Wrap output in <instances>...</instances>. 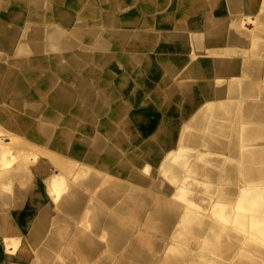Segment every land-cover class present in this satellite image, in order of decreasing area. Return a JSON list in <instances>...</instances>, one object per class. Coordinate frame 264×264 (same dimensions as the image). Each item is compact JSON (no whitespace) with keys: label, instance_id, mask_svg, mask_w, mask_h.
<instances>
[{"label":"bare ground","instance_id":"6f19581e","mask_svg":"<svg viewBox=\"0 0 264 264\" xmlns=\"http://www.w3.org/2000/svg\"><path fill=\"white\" fill-rule=\"evenodd\" d=\"M80 1L0 0V41L20 45L25 66L0 64V264H163L173 239L198 247L170 264H264V0L80 3L93 14L103 5L120 12L122 22L103 13L111 27L74 24L66 4ZM157 2L165 17L150 15L149 27L145 9ZM107 66L161 92L141 110L147 95L125 73L117 81L133 101L122 102L90 84ZM156 170L179 181L191 172L211 195L225 182L224 199L210 201L223 204L219 234L189 214L197 198L169 208L177 189L156 181ZM22 172L38 183L12 195ZM238 216L245 235L228 230ZM207 239L214 245L199 246Z\"/></svg>","mask_w":264,"mask_h":264},{"label":"rangeland","instance_id":"374dc122","mask_svg":"<svg viewBox=\"0 0 264 264\" xmlns=\"http://www.w3.org/2000/svg\"><path fill=\"white\" fill-rule=\"evenodd\" d=\"M257 26H259L258 21L256 22V27ZM250 29L251 28H249V30ZM14 49H15V51H14ZM19 49H20V45L18 47H15V48L12 47L11 48L10 46L5 45V43L3 41H0V56L4 55V54H2L3 51H5V53L8 54V56H10L6 60L1 59V57H0V62L3 61V63H4V64H1V63L0 64L4 65L8 70H10V69L23 70L25 68V66L20 65L19 64V60H17L18 59L17 58V53H18ZM17 112L19 113V110H17ZM201 152L202 153H206L207 155L213 156L212 153H209L208 151H201ZM20 164H21V162H18L17 164L15 163V165H17V166L20 165ZM16 175H17L16 176L17 178L15 179V183H14L13 187L10 190H8V192H10L12 195H14L16 189L25 188L27 185H28L29 188L35 189V186L38 183L37 181H34L32 186L30 187V182L34 178L32 175L29 176V174L25 173V172H22V173L16 174ZM163 175L164 174L161 172V170H156V172L155 171L153 172V177H154V179L156 181H158L159 179H162L163 177H166V176H163ZM1 178H4V177L1 176ZM166 178H167V181L169 180L168 182L171 184V188L175 189V190L177 189L176 191H174V192H176V194L174 196L170 197V199L168 200L169 208H175V207L178 208V207L183 206V204H185L184 203L185 200L188 199L191 196L197 198V200H198L197 205H193V206L188 205V206H186L189 209H191V211L194 212V213L193 212H191V213L189 212V214L190 215H192V214L196 215L197 214L204 221H209V220L213 221V227L215 229L212 231V233H214V235H215V233L219 234V232H218L219 226L226 225V222L220 217V212H222V210H223V204L222 203L221 204L218 203V205L216 204L215 206H213L211 208L210 201H211V197L217 198L218 200H223L224 199V196H222V193H221V191H222L221 189H223V187H225V182H221L220 183V187L217 189L218 191L211 195V194H209L210 190L207 189L206 185L202 182L203 179L200 178V177L199 178H195V175L193 173H191V172L186 174L185 178L182 181H179L178 179H176V178H174V177H172L171 175H168V174H167ZM180 187H182V188H180ZM180 189L182 191L180 193L178 192L179 194H177V191H180ZM187 190H191L192 193H186ZM193 190H197V191L199 190V191H198V193H193ZM0 191H1V189H0ZM176 195H178V196H176ZM162 197L166 198L168 196H162ZM162 197L159 196V199L161 200ZM174 197L177 198V199H175ZM179 197L182 200H179L178 199ZM159 199H157V200H159ZM57 205L58 204L53 205V207H52V208H54L53 211L56 214L59 213V211L57 210ZM241 206H242V204H239V207H241ZM240 213L241 214H238V215L241 218H243L244 213L242 211ZM239 216L236 217L232 223L230 222V227H229L228 230H230V232L236 231L237 233L245 235L246 231H245V229H243L240 226L242 220L240 221L241 218H239ZM90 217H91V213L86 218V221H89ZM87 224H89V223L87 222ZM185 224H186V221H185ZM84 229L87 231L88 228L86 227ZM182 234L184 235V233H182ZM155 235H153V236H155ZM211 236H212V234L210 233V237ZM185 237L186 236L184 235V238ZM253 237L250 240H251V244L255 245L257 243V238L255 236H253ZM22 238L19 237V239H16V240L13 241V246H14L13 248H14L15 252L19 250V248L21 246L20 242L22 241ZM39 243L41 245H43V247L46 246V242H45L44 239H41L39 241ZM171 243L173 244L172 248H170L167 251V257H166L165 260H163V264H170L171 258L174 257L175 255H177L179 250H181L183 248H189V247L195 248V247H198V244L193 239L192 240H186L185 239L184 241H182L180 243H177V241L176 240L174 241V239H173L171 241ZM200 245H202V246H213L214 245V241L210 240V239H207V241H204L203 243H200L199 246Z\"/></svg>","mask_w":264,"mask_h":264},{"label":"crops","instance_id":"0c3cea01","mask_svg":"<svg viewBox=\"0 0 264 264\" xmlns=\"http://www.w3.org/2000/svg\"><path fill=\"white\" fill-rule=\"evenodd\" d=\"M83 0H81L79 2L78 5L76 6H70L68 4H66L67 6V9H69V11H71L74 15V20H73V23L76 24L77 26H80L78 24V20H82L83 22H85L86 24H91L93 21L95 20H100V23L99 26L100 27H111V25L109 24L108 20L105 19L103 17V13L104 12H112L114 14V17L117 21H123V15H121L120 12H118L117 10H111L107 5H103L101 6V8L97 11L96 14H93L91 10H89L86 6H84L83 4H80L82 3ZM27 6V5H26ZM25 5H19L15 7V9L19 8L25 12L27 11H30V10H33L34 8H29L28 6L26 7ZM158 6H159V3H154L153 5H148L145 9V15H147L148 17V26L149 27H154L155 25V21L153 18L150 17V15L154 16V17H158L159 19L161 18H164L165 17V12L163 10H159L158 9ZM180 10H182L183 8L182 7H179ZM137 12H140V11H137ZM0 20H4L3 17H0ZM36 23L37 25H42V27L45 25V23H41L39 21L36 20ZM153 23V24H152ZM58 25H60L59 23H57ZM154 25V26H153ZM82 27V26H81ZM37 54L40 55V52H36ZM4 54V60H6L8 57V54L5 53V51H3ZM33 54V53H32ZM114 63H122V55L120 54H117L115 57H114ZM2 64V63H1ZM4 64V63H3ZM4 68H6L4 65H2ZM104 75L103 76H99L97 77V75H89L88 78H89V81H90V84L91 85H95L97 87V84H99V90L102 91V92H115L116 94L119 95L120 97V100L123 102V101H133V98L132 97H129V93H126L122 88H121V85L120 83L117 81V78L118 77H122L124 76L125 73L128 74V78H129V83L136 86L134 88L135 91L137 92H140V93H143L145 95H147V99L146 101L142 102V104H140L139 108L141 110H143V106L146 104V102H148V100H152L154 102V100L151 98V96H155V92L158 91L159 93L161 92L160 90V87H156L154 89H152V92L154 93H148L146 92L147 89L145 87L142 86V83L139 82L138 80V75H131V73L129 71H127L126 69H120L119 70H111L110 67L107 66V69L103 72ZM61 80L63 83H65L66 85L67 84H71L72 81L68 78H66L64 75H61ZM122 82H124V78L122 80ZM132 88V87H131ZM137 92H133L132 94H136ZM151 106V104L149 105V107ZM113 109H115L117 111L118 109V106H114L112 109H111V113L109 114V116H112L113 118H117L116 113L115 111H113ZM104 116V115H103ZM141 140H136V142L134 143V145H139Z\"/></svg>","mask_w":264,"mask_h":264}]
</instances>
